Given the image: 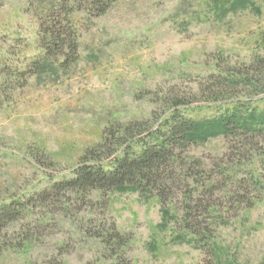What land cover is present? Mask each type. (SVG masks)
Returning a JSON list of instances; mask_svg holds the SVG:
<instances>
[{"label":"rangeland","instance_id":"1","mask_svg":"<svg viewBox=\"0 0 264 264\" xmlns=\"http://www.w3.org/2000/svg\"><path fill=\"white\" fill-rule=\"evenodd\" d=\"M63 2L79 35L65 66L46 31L56 17L69 22ZM88 4L0 0V200L30 204L4 229L16 247L0 264H111L102 236L113 224L131 237L120 264H264V130L176 144L165 205L129 185L40 199L74 176L108 127L144 122L138 153L140 139L168 132L175 108L207 125L235 106L264 115V0H114L97 16ZM233 73L247 76L233 83ZM190 202L199 236L185 227Z\"/></svg>","mask_w":264,"mask_h":264},{"label":"trees","instance_id":"2","mask_svg":"<svg viewBox=\"0 0 264 264\" xmlns=\"http://www.w3.org/2000/svg\"><path fill=\"white\" fill-rule=\"evenodd\" d=\"M113 1L89 0L88 10L95 11V16L102 15L107 12ZM67 8H69V3H61L60 9H64L65 19L69 21L72 11ZM54 19L55 21L52 20V25L46 30L50 38V50L61 52L65 56L62 65H69L77 59L79 35L75 29L73 30V27L70 28V21L64 24L63 20L58 21L60 19L57 17ZM232 75L230 81L233 83H237L247 76L243 73H233ZM179 104L180 102L176 103V105ZM240 109L235 106L234 109L226 111L219 123L207 125L191 119H183L178 114L179 109L175 108L171 112V118L163 124L169 126L168 132H164L160 126L149 134L155 138V143H150L145 138L140 139L139 143L142 145V149L138 153H134L131 144L135 142L133 140L135 136L142 135L146 131H143L145 129L143 128L144 122L127 124L122 130L118 129L117 134L112 132L111 127H108L104 131L102 141L88 149L82 156V163L75 169L72 178L55 183L38 196L42 201H46L50 199L53 192L59 193L63 189L82 193L94 189L107 192L116 187L129 185L143 193L150 195L155 193L165 205L169 201L168 191L173 188L172 182L177 179L175 177L176 170L171 165L178 163V154L174 148L176 144H186L214 133L229 134L237 127H244L252 131L264 130V115L257 117L248 109L246 114H238ZM250 121L252 122L250 123ZM136 129L140 130L132 137L130 134L134 133ZM262 155H264V151ZM191 164L201 165V161L195 159ZM209 187L212 190L216 185L211 184ZM29 205L28 202H23L18 198L7 201L0 200V253L6 248L16 247L15 244L4 241V238L9 234L8 231L4 232V229L10 224L20 221L28 211ZM196 205L194 206L191 202L186 204L184 221L186 222L185 227L199 236L201 233L193 228L191 220H189ZM211 207L213 205L207 206L208 211ZM110 233L109 236H102L103 242L113 255L111 264H120V248L130 243L131 237L121 233L115 224L112 225ZM24 244L25 242H22L19 245L23 246Z\"/></svg>","mask_w":264,"mask_h":264}]
</instances>
